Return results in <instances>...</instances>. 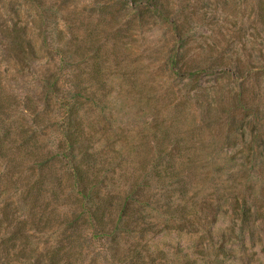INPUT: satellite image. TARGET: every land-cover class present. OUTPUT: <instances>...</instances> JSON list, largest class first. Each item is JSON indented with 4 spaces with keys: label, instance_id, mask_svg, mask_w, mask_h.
Masks as SVG:
<instances>
[{
    "label": "trees",
    "instance_id": "obj_1",
    "mask_svg": "<svg viewBox=\"0 0 264 264\" xmlns=\"http://www.w3.org/2000/svg\"><path fill=\"white\" fill-rule=\"evenodd\" d=\"M26 1L39 20L34 26L39 49L26 26L6 19L0 24V47L11 74L41 61L40 53L49 57V66L42 96L22 98L21 108L5 99L2 81L8 70H0V264H83L96 248L107 264H172L151 246L154 236L171 231L198 237L199 261L182 264H224L225 247L204 240H212L222 202L230 210V234L264 216L254 184L248 185L249 193L241 191V166L233 157L226 171L235 178L219 195L222 185L215 177L224 172L222 166L194 154L197 144L186 138L172 112L167 116L170 109L181 112L186 99L162 105L165 94L132 93L129 99L141 108L139 131L117 124L111 85L117 78L128 79L130 93L134 83L125 68L108 65L106 54L108 48L126 47L125 30L153 28L159 21L170 23L173 37L182 40L192 14L179 20L176 0H94L97 22L75 24L74 9L62 27L58 21L48 25L45 0ZM117 4L123 10L114 9ZM255 17L264 28V0H255ZM101 19L110 23L106 33L99 32ZM189 55H180L178 68H170L176 78L194 83L187 95L196 93L202 71L215 60L211 53L197 65ZM251 71L257 79L258 68L250 64L228 70L240 91L223 104L226 111L215 122L203 118L204 127H213L225 140L235 137L233 129L255 111L245 95ZM212 105L208 100L204 115ZM149 109L150 120L145 117ZM16 110L20 114L14 119Z\"/></svg>",
    "mask_w": 264,
    "mask_h": 264
},
{
    "label": "rangeland",
    "instance_id": "obj_2",
    "mask_svg": "<svg viewBox=\"0 0 264 264\" xmlns=\"http://www.w3.org/2000/svg\"><path fill=\"white\" fill-rule=\"evenodd\" d=\"M93 1L45 0L44 10L51 19L48 25L58 21L64 27L66 18L72 15L71 10L74 9L75 24L81 21L97 22ZM118 7L121 6L117 4L114 9ZM187 14H192V21L188 24L187 35L182 40L173 37L170 23L159 21L153 28L125 30L122 34L126 47L115 50L107 47L108 65L125 68L131 73L134 83V89L130 93L127 92L131 83L128 79L123 81L117 78L111 85L116 104V123L127 126L133 133L139 131L141 121L136 114L141 115V108L129 99L132 93L165 94L159 101L162 105L166 100L182 102L186 99V105L181 112L175 114L170 109L167 116L172 112L177 118L179 129L187 131L186 138L197 144L194 154L198 153L203 160L222 166L224 172L220 177H215L216 182L220 181L222 185L219 195H223L224 184L230 186L235 178L226 171L230 168L229 161L234 157V162L241 166L237 175L244 181L241 191L246 188L245 194L249 193L248 185L254 184L260 197L256 204L264 208V28L256 21L255 0H176L175 16L180 20L181 16ZM2 19L8 20L10 24L16 22L20 28L26 26L28 35L39 49L40 41L34 29V26L39 25V20L30 3L26 0H0V24ZM44 25L43 23L42 26ZM109 28V21L101 19L99 32L106 33ZM85 29L80 30L83 32L81 37L85 36ZM185 52H189L190 57L193 56L194 64L197 65L209 58L211 53L215 59L205 67L209 69L202 71L196 93L191 92L189 95V89L194 86V83L190 85L191 79L176 78L170 71L173 66L178 68L182 61L179 57ZM40 54L41 61L30 62L24 69L11 74L9 61L0 47V70H8L7 77L2 82L5 99L9 104L17 103L15 106L21 108L22 104L18 101L22 102V98L37 100L38 96H42L43 73L47 65L49 66V57L44 59V54ZM220 57L223 59L221 62L217 59ZM249 64L256 66L259 72L257 79L252 71L248 73L250 79L245 94L254 102L252 109L255 111H251V115L242 125L239 124L233 129L237 134L235 137L232 134L230 140H225L224 134L217 135L213 127H204L203 118L206 116L207 124L208 121L211 124L226 111L223 104L227 105V101L240 91L238 82L228 74V70L233 73L240 66ZM208 100L213 105L210 114L204 115ZM38 106L41 104L38 103ZM149 110L145 113L148 120L152 112V109ZM17 111L14 119L20 114ZM146 128L145 126L142 129ZM51 129L52 126H49L48 130ZM232 225L228 205L222 202V213L212 227V240L204 241L214 248L221 245L225 247L227 256L224 264H264V216L243 232L236 227L234 235L229 232ZM44 239L42 237L40 240ZM197 240L196 235L171 231L154 236L151 246L166 253L172 264H182L189 259L199 261L195 254L200 250ZM97 250L99 249L96 248L83 264H107L104 257L96 253ZM211 252L215 250L212 248Z\"/></svg>",
    "mask_w": 264,
    "mask_h": 264
}]
</instances>
